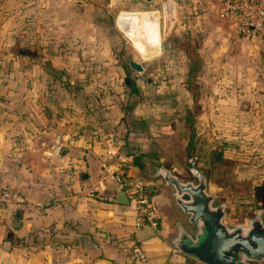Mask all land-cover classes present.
<instances>
[{
  "label": "crops",
  "instance_id": "0c3cea01",
  "mask_svg": "<svg viewBox=\"0 0 264 264\" xmlns=\"http://www.w3.org/2000/svg\"><path fill=\"white\" fill-rule=\"evenodd\" d=\"M136 1L149 9L158 3ZM74 3L94 12L115 1L0 0V57L14 61L0 63V187L24 198L0 215V264H134V245L149 264H205L173 245L178 232L192 233L194 223L171 200L173 187L157 168L170 171L182 161L179 152H187L189 117L183 106H197L194 116L203 112L213 131L234 114V120H248L247 106L264 105V34H237L218 16V0H177L174 22L162 37L159 18L161 48L155 57L162 53L164 61L142 65L146 89L158 95L146 104L138 99L128 104L130 88L127 102L117 107V99L106 105L78 96L73 78L70 90L54 85L56 79L45 78L40 63L19 66V56L42 54L43 24L57 26L58 9L74 10ZM142 13V29L151 35L158 15ZM25 40L34 41V47L25 46ZM133 83L144 87L141 80ZM239 105L244 107L234 113ZM194 126L201 137V126ZM110 172L147 184L156 225L134 226L132 205L116 201L119 187ZM251 213L227 209L226 218L242 222Z\"/></svg>",
  "mask_w": 264,
  "mask_h": 264
},
{
  "label": "rangeland",
  "instance_id": "374dc122",
  "mask_svg": "<svg viewBox=\"0 0 264 264\" xmlns=\"http://www.w3.org/2000/svg\"><path fill=\"white\" fill-rule=\"evenodd\" d=\"M114 1V5L110 8L101 7L94 12L80 8L79 4L74 3V10L58 9L57 26L43 24L45 33L40 36V46H42L40 49L42 54L54 61L51 62L54 67L50 73L48 72L50 61L42 64L46 70L43 76L50 79L52 76L53 79H56V82L52 83L66 90H70L69 81L73 78L78 96H83L86 100L97 99L98 102L106 105L117 99V103H120L117 107H122L124 102H127L125 94L128 95V90L131 88L129 81L126 82L125 78H130L134 74L139 75L144 87L132 92L133 98L128 101V104L133 103L135 99L146 104L148 99L156 97L158 92L155 89H146L145 82L146 76H148L146 70L137 73L128 64V61L139 60L145 67L154 63H162L165 56L160 53L156 57L155 54L146 59L141 58L134 50L135 46L129 41L130 39L121 35L122 32L114 25V20L119 11L147 12L157 7L160 9L162 1L165 0H158V3L150 9L140 6L136 0ZM175 1L177 0H174V7ZM89 15L95 19H87ZM98 16L100 22L96 19ZM162 20L163 10L161 25ZM50 29L51 33L48 32ZM23 43L25 46L34 47V41L25 40ZM166 46L167 44L164 42L165 49ZM0 59L1 66L4 67L14 62L12 60L4 61V56ZM121 63L125 65L124 69L120 66ZM3 74L1 73V75ZM164 75L166 76V74ZM157 79L156 76L155 80L157 81ZM132 81L134 80L132 79ZM82 83L86 84L82 85ZM50 94L57 95L54 92H50ZM183 107H185L184 115L189 117L186 123L189 144L186 153L180 151L178 154L182 160L181 163H177V166L170 171L180 180L193 182L197 180V177L196 174H192L191 170L198 171V174L201 173L206 180L207 188L212 192H217L214 203L224 201L226 208L233 214L247 211L251 213L256 210L258 202L264 203V182H262L264 179H260L264 178L262 177L264 176V105L247 106L250 107L248 108L250 112L244 118L248 117V120H239L241 117L234 120L236 117L234 114L233 117L231 116V121H220L218 129L213 131H211L213 128L211 122L205 120L206 115L203 112L194 116L198 111L197 106ZM236 107L241 109L244 106H234V113H236ZM261 108H263L262 111H258ZM114 111L117 116L118 109ZM241 123L245 125L244 129H241ZM194 124L201 126V137L195 136ZM207 124L209 128L206 127ZM230 125L233 127L229 131L226 130L225 126ZM206 128L211 132L207 134ZM195 142L201 143V145L198 144L200 147H196L197 149ZM200 167L202 169H199ZM225 196L229 199L226 200ZM167 200L169 201L168 197ZM171 200L174 201V198L171 197ZM172 243L176 244L174 241ZM250 264H264V259L253 261Z\"/></svg>",
  "mask_w": 264,
  "mask_h": 264
},
{
  "label": "water",
  "instance_id": "95a60500",
  "mask_svg": "<svg viewBox=\"0 0 264 264\" xmlns=\"http://www.w3.org/2000/svg\"><path fill=\"white\" fill-rule=\"evenodd\" d=\"M120 12L116 14L114 22L129 40L126 32L119 26V23L121 26L128 24L122 19L123 16H119ZM174 19L175 9L166 13L163 10L162 35L167 34ZM134 50L143 59L155 55L142 57L135 48ZM128 64L137 73L143 70L139 60H130ZM132 78L137 82L141 80V76L135 74ZM125 81L128 82L129 78L126 77ZM161 176L172 185L175 203L188 215V221L196 226L192 233L183 232L180 238L174 239L180 250L205 264H235L242 257L251 260L264 259V222L260 216L255 215L246 222H228L225 202L214 203L217 192L207 188L206 180L201 173L196 175L195 182L180 180L176 175L167 172ZM116 201L128 202L122 188L117 190Z\"/></svg>",
  "mask_w": 264,
  "mask_h": 264
},
{
  "label": "built area",
  "instance_id": "2783aa9c",
  "mask_svg": "<svg viewBox=\"0 0 264 264\" xmlns=\"http://www.w3.org/2000/svg\"><path fill=\"white\" fill-rule=\"evenodd\" d=\"M218 16L232 23L237 34L246 38H256L264 34V0H218ZM160 15L162 5L151 9ZM162 25H160V31ZM114 182L122 188L128 202L132 205L134 213V226L140 227L143 224L156 225L157 212L154 202L148 193L147 184L142 180H127L120 172H110ZM24 198L17 190L9 188L0 189V215L7 205L22 204ZM134 264H149L143 250L134 245L133 251Z\"/></svg>",
  "mask_w": 264,
  "mask_h": 264
},
{
  "label": "bare ground",
  "instance_id": "6f19581e",
  "mask_svg": "<svg viewBox=\"0 0 264 264\" xmlns=\"http://www.w3.org/2000/svg\"><path fill=\"white\" fill-rule=\"evenodd\" d=\"M172 9L174 10V0H166L163 3L162 10H164V13H166ZM125 15H128V17L127 18L124 17ZM157 15H158V22H157L156 30H154V33L151 35H147L145 31H143L142 26H141L144 13L142 12H137V13L122 12L119 15V16H123L122 19L128 22V24H124L125 26L123 25L121 26V24L119 23V26L123 28L122 30L126 32L125 34H127L131 42L134 44L136 50L140 53L142 57H147V56L156 54L155 49L159 47L158 42H159L160 15L158 13ZM141 31L144 33L145 37L147 38L148 43L151 46L147 45L146 41L142 37Z\"/></svg>",
  "mask_w": 264,
  "mask_h": 264
},
{
  "label": "trees",
  "instance_id": "16d2710c",
  "mask_svg": "<svg viewBox=\"0 0 264 264\" xmlns=\"http://www.w3.org/2000/svg\"><path fill=\"white\" fill-rule=\"evenodd\" d=\"M40 63L41 65L46 62H49V59L47 56L43 55V54H40V53H29L25 56H19V66L25 68V67H28L30 66L32 63ZM129 62V61H128ZM123 69L125 68V65H123V63H121L120 65ZM49 69H48V72L50 73L53 69V67L51 66L50 62H49V65H48ZM129 84H130V87H131V90L133 91H136V88L134 87V83L132 81L131 78H129ZM1 188H9V189H12L8 186H1ZM15 190V189H13ZM156 220H157V217H156Z\"/></svg>",
  "mask_w": 264,
  "mask_h": 264
},
{
  "label": "flooded vegetation",
  "instance_id": "af4514ba",
  "mask_svg": "<svg viewBox=\"0 0 264 264\" xmlns=\"http://www.w3.org/2000/svg\"><path fill=\"white\" fill-rule=\"evenodd\" d=\"M157 171L162 175V173H170L169 170H166L165 168H157ZM192 174H198L199 172L198 171H195V170H191ZM197 179V178H196ZM174 192V189L172 190ZM173 195V193H172ZM175 202V201H174ZM258 206H256V210H254L249 216H245L244 217V222H246L247 219H250L251 217H254L255 215H258L260 216L261 220L264 222V204H257ZM179 207V206H178ZM243 222V220H242ZM196 226L194 224V229H192V232L195 230ZM183 232L184 231H181V232H178L177 236H176V239L181 235H183ZM253 261H260V260H251V259H245L244 257L240 258L238 262H236L235 264H243V262H245V264H249ZM255 263V262H254Z\"/></svg>",
  "mask_w": 264,
  "mask_h": 264
}]
</instances>
